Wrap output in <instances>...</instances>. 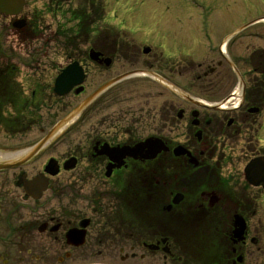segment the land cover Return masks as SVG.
<instances>
[{"label": "flooded vegetation", "instance_id": "1", "mask_svg": "<svg viewBox=\"0 0 264 264\" xmlns=\"http://www.w3.org/2000/svg\"><path fill=\"white\" fill-rule=\"evenodd\" d=\"M229 1L170 2L186 12L182 26L143 27L154 30V43L97 24L84 51L74 43L63 52L82 70L83 93L73 89L74 98L119 80L73 124H87V132L75 134L65 156L46 158V147L21 165L43 128L33 142L23 140L30 128L7 138L22 137L16 145L0 144V153L20 149L0 154V163L11 164L0 171V264H262L264 182L257 175L259 184H249L244 169L264 157V0ZM212 3L236 12L212 19ZM38 13L26 0L17 17L0 12V44L16 40L26 50L45 23ZM33 77L26 76L33 103L42 104L41 78ZM236 91L238 106L222 108ZM37 122L33 128L41 116ZM145 141L159 145L151 159L121 154ZM48 161L57 164L53 177L45 173ZM69 161L73 168L65 170ZM37 177L42 191L30 188ZM235 217L246 227L241 242L233 237Z\"/></svg>", "mask_w": 264, "mask_h": 264}, {"label": "rangeland", "instance_id": "2", "mask_svg": "<svg viewBox=\"0 0 264 264\" xmlns=\"http://www.w3.org/2000/svg\"><path fill=\"white\" fill-rule=\"evenodd\" d=\"M26 1L27 10H33L37 8L40 13H46L49 16L46 17L41 15L42 20L45 21L42 28L43 39L39 42L31 44L26 50L21 48L20 45H17L16 40L12 43L9 42V44H0V62L5 60V63L0 64V66L10 62H15L20 69L19 80L22 82L25 88H27L28 85V82L26 81V76L28 75H34V79L41 76L46 82L45 86L47 87L52 82L51 79L55 78L57 70L61 67H65L66 63L68 62L65 56H63L64 53L61 50L63 47L60 45L59 29L63 31L69 28V26H66V19L63 18L67 11L76 8L80 0H73L71 3H62L59 5V7L52 8L47 7L49 0ZM174 1L175 0H103L106 10V23L117 27H123L124 29L128 30L130 32V36L134 37L135 39L154 43V30L148 32L143 30V27L148 26L154 28V23H156V25L160 28L165 29L168 27L178 31L177 29L181 28L182 26V24H179L178 22L184 20L183 15L186 12L178 10L173 11L172 8L167 7L169 6L170 2ZM227 4H230L229 0ZM215 6L216 5L214 3L211 4V10L209 13L212 19L218 21L230 20L236 12V9L233 7L226 9L224 6H219V8ZM49 9L51 12H48ZM237 10L239 11V9ZM195 18L196 20L198 19V13ZM164 35L165 34L163 33V36ZM159 39H161V37H159ZM194 61L197 63L198 59L196 58ZM220 95V98H223L229 94L224 91L221 92ZM192 96L199 98L200 94L198 92H192ZM45 97L46 100H48L47 92ZM82 98H84V96H81L77 99L72 95H69L63 99L62 104L57 102L55 99L47 102L46 106L49 109L43 110L41 112V125L37 128H34L23 138V140L33 142L37 140L38 137L40 138L41 135L38 131L39 128L46 129L47 132L51 128V125L60 120V118L69 111V108L74 106L76 102L80 101ZM60 110L62 113H60ZM261 125L258 142L260 146L264 148V111L262 112ZM85 132H87V124H84L81 128H76V124L70 126L61 136L58 137L55 143L47 148L45 151L46 158L57 155L62 157L65 156L69 148L75 144V134H81ZM18 141L21 142L22 137L7 139L2 134H0V144L4 146L16 145ZM19 150L20 149L9 151L6 150L7 152L5 154H0L9 155L11 152L16 153L19 152ZM262 249L263 248L261 247V250ZM262 264H264V255H262Z\"/></svg>", "mask_w": 264, "mask_h": 264}, {"label": "trees", "instance_id": "3", "mask_svg": "<svg viewBox=\"0 0 264 264\" xmlns=\"http://www.w3.org/2000/svg\"><path fill=\"white\" fill-rule=\"evenodd\" d=\"M62 0H54V4ZM77 23V31L72 37V31L68 36V47L72 48L77 39L80 43L88 37L93 25L103 23L105 19V7L102 0H82V4L76 11L71 12ZM32 31H35L34 23H31ZM38 36V33H35ZM66 40V39H65ZM16 68H9L7 75L0 81V130L7 136L24 134L36 125L38 110L42 104L32 103L15 81ZM32 97V96H31Z\"/></svg>", "mask_w": 264, "mask_h": 264}, {"label": "water", "instance_id": "4", "mask_svg": "<svg viewBox=\"0 0 264 264\" xmlns=\"http://www.w3.org/2000/svg\"><path fill=\"white\" fill-rule=\"evenodd\" d=\"M22 3L23 0H0V9L6 11V13L16 15L20 11ZM21 27L22 24L16 25V28H21ZM90 53H91V57H95V58L98 57V54L95 53L94 51H91ZM82 81H83V76L81 69L78 67L77 64H72L68 66L62 72V74L58 76V78L56 79L54 85V93L59 97H64L70 93L73 87L80 85ZM103 89L99 90L97 93H99ZM81 92L82 89L80 88L75 92V94L78 95ZM96 94L86 99L75 110H73L64 119H62L59 123H57L53 127V129L47 134V136L34 148V150L30 154V157L36 155L57 133L62 131L71 122H73L80 115V113L88 106V104L93 100ZM256 112L257 110L255 109L250 110V113H256ZM153 149H154V144H152L151 141H147L141 145L134 147L133 149H130V151H127V153L133 157H135V155L137 156L142 154L143 155L142 157L146 158L148 152H150ZM70 168H72V164H69L65 169H70ZM46 172L50 175H55L56 167L53 161H50L48 163ZM244 173L247 182L253 186H257L259 182H254L253 179L256 178L257 175H259L260 177H262L261 179L263 180L264 159H256L251 161L245 168ZM244 229L245 227L243 221H241L240 219H236L235 231L233 233L234 238L241 241L243 237ZM239 261H241V259H239Z\"/></svg>", "mask_w": 264, "mask_h": 264}]
</instances>
